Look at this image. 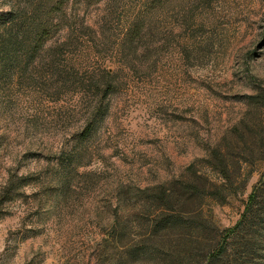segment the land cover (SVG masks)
<instances>
[{
	"label": "rangeland",
	"instance_id": "374dc122",
	"mask_svg": "<svg viewBox=\"0 0 264 264\" xmlns=\"http://www.w3.org/2000/svg\"><path fill=\"white\" fill-rule=\"evenodd\" d=\"M5 31L22 43L0 58V264H264L254 221L229 231L255 186L264 208V0H0ZM225 138L253 163L244 189L204 199V230L164 238L180 245L147 239L132 194L191 164L223 182L205 159Z\"/></svg>",
	"mask_w": 264,
	"mask_h": 264
},
{
	"label": "trees",
	"instance_id": "16d2710c",
	"mask_svg": "<svg viewBox=\"0 0 264 264\" xmlns=\"http://www.w3.org/2000/svg\"><path fill=\"white\" fill-rule=\"evenodd\" d=\"M55 5L56 4H51V7H55ZM29 6L27 8H29ZM27 8H25V12L32 10L33 13L29 18V22L32 24L31 31L33 39H38L46 29L41 21L37 20L35 17L39 12V7L33 4V8L32 6L29 10ZM23 9L24 8L20 11H23ZM50 9L53 10L54 8ZM28 37L27 35L25 39ZM21 43L22 41L17 40L13 33L9 31L3 32L0 35V58L3 60L10 58L12 51L17 52ZM22 51L26 52L28 48H22ZM4 64L5 62H3V65ZM4 67L5 66H3V68ZM233 130L239 131L237 127L233 128ZM240 138L242 137H237L236 141L244 146L245 149H249L251 154L254 153L257 141L256 138H252L246 142H241ZM233 142L234 139L232 138L230 140L226 138L223 139L221 143L216 144L210 149L208 157L205 159V162L212 170L220 174L223 182H212L191 164L186 168L185 173L181 175L180 178L151 188H139L132 194V197L137 198V202H140L141 207H143L145 211L151 212L149 236L147 239L154 240L155 242H169V244H173V246L180 245L181 238L172 239L173 241L168 240L169 231L181 229L185 224L187 227L198 225V222L200 228L204 230L208 223L201 216L204 199L221 204L227 201L228 196L232 195L226 192V186L232 187L234 184L238 183V191L244 189L251 170L247 171L241 179H239L237 175L241 174L240 168L243 165V161L247 162L246 164L249 166L253 163L247 160L240 161L239 159L231 157ZM231 171L236 174V177L232 176L233 174ZM259 188H261V186H255L248 196L241 218L234 227L229 230L230 232L234 233L236 230L245 229L246 225L249 226L250 222L254 221L257 227L255 232L260 233L261 236L264 237V208L261 206L254 207V205L258 203V194L261 191ZM235 192L236 191H233V193ZM166 237H168L167 240L164 239ZM260 243L264 245V242ZM257 249L263 252L262 248ZM207 253L208 257H206L207 259L204 263H208L210 259L219 260L220 256L224 253V248L222 247L218 250L211 251L208 250Z\"/></svg>",
	"mask_w": 264,
	"mask_h": 264
}]
</instances>
